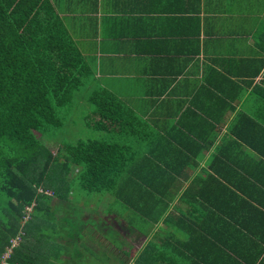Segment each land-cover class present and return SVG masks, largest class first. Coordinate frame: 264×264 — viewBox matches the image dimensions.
Returning <instances> with one entry per match:
<instances>
[{"label": "trees", "instance_id": "1", "mask_svg": "<svg viewBox=\"0 0 264 264\" xmlns=\"http://www.w3.org/2000/svg\"><path fill=\"white\" fill-rule=\"evenodd\" d=\"M46 3L0 0V264H264L261 116L238 115L236 147L197 172L220 118L195 102L172 130L138 114ZM83 86L99 133L68 141Z\"/></svg>", "mask_w": 264, "mask_h": 264}, {"label": "crops", "instance_id": "2", "mask_svg": "<svg viewBox=\"0 0 264 264\" xmlns=\"http://www.w3.org/2000/svg\"><path fill=\"white\" fill-rule=\"evenodd\" d=\"M47 3L74 36L93 78L114 83L119 98L138 114L172 130L165 122L177 120L195 102V112L220 118L197 172L220 142L236 147L230 131L238 115L252 120L261 116L264 126V0ZM236 123L239 134L254 143L255 125Z\"/></svg>", "mask_w": 264, "mask_h": 264}, {"label": "rangeland", "instance_id": "3", "mask_svg": "<svg viewBox=\"0 0 264 264\" xmlns=\"http://www.w3.org/2000/svg\"><path fill=\"white\" fill-rule=\"evenodd\" d=\"M87 86V85H86ZM85 87H81V89L77 92H75L74 94V98H76V100L78 101L79 100V105H78V108L73 112L72 114V119L73 121L68 124L67 126L70 128V131L66 134H63V138L68 140V141H75L76 138L78 136L80 137H93L94 135L98 134L99 131H95V130H89V128L87 127V124L85 122V119L83 118V113H85V107H87L86 111H88L90 109V105L85 103L84 101V98H85V95H86V91L84 89ZM83 109V110H82ZM88 114V113H86ZM43 140L45 138H42ZM56 142H61L62 140L61 139H56L55 140ZM47 147L52 151V152H55L56 149H57V143H46ZM116 228L118 229H121V225L118 224V223H114L113 224ZM108 244L110 245L108 242L105 243V245ZM134 248L131 249V254L134 253V251L136 250V248L139 246L140 247V243L137 241V242H132ZM113 245V244H112ZM114 246V245H113ZM109 250H113V252H117L118 250L115 249V247H110ZM119 253V252H117Z\"/></svg>", "mask_w": 264, "mask_h": 264}]
</instances>
